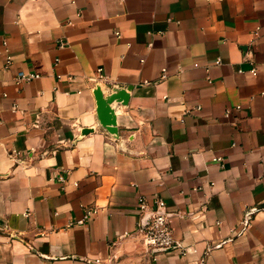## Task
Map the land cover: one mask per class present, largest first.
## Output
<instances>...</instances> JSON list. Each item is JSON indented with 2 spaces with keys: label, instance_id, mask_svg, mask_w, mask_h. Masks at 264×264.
Here are the masks:
<instances>
[{
  "label": "crops",
  "instance_id": "obj_1",
  "mask_svg": "<svg viewBox=\"0 0 264 264\" xmlns=\"http://www.w3.org/2000/svg\"><path fill=\"white\" fill-rule=\"evenodd\" d=\"M0 264H264V0H0Z\"/></svg>",
  "mask_w": 264,
  "mask_h": 264
},
{
  "label": "built area",
  "instance_id": "obj_2",
  "mask_svg": "<svg viewBox=\"0 0 264 264\" xmlns=\"http://www.w3.org/2000/svg\"><path fill=\"white\" fill-rule=\"evenodd\" d=\"M117 35L118 37H120V32H117ZM64 45L65 43L61 42L60 46L63 47ZM11 62L12 56L8 55L5 67L8 68ZM218 62H221V59H219ZM250 72L253 75H257L256 67H253ZM39 77L40 75L38 73L21 71L17 76V80L29 81ZM58 77L61 78V75H59ZM69 78L71 79V77ZM97 79L98 81L102 82L107 81V77L103 74L102 68L98 69ZM236 109H240V106L238 105ZM230 113L231 109H228L226 115L228 116L230 115ZM214 160L218 163H223L222 156H216L214 157ZM59 179L62 182L65 181V178L63 176H60ZM138 210L140 216L138 229L143 237V243L146 246L148 252L179 250L183 254L186 253L187 250L185 249V247H183L182 244L178 242L174 237L173 227L170 223L171 214L166 210V202L164 201V199L156 198L154 207H151L148 204L146 198L140 197ZM97 213L98 209L96 207L89 208L84 217L78 222L83 223L86 219L92 217Z\"/></svg>",
  "mask_w": 264,
  "mask_h": 264
},
{
  "label": "water",
  "instance_id": "obj_3",
  "mask_svg": "<svg viewBox=\"0 0 264 264\" xmlns=\"http://www.w3.org/2000/svg\"><path fill=\"white\" fill-rule=\"evenodd\" d=\"M133 90V86L127 88H121L115 86L112 92L105 96L101 85H98L94 91L95 98L97 100V117L101 127L105 128L109 133L118 135V116L116 114V108L112 107V104L117 101L126 105L129 102L130 91ZM93 128L85 127L82 129L81 134L86 135L93 132ZM159 252V251H156Z\"/></svg>",
  "mask_w": 264,
  "mask_h": 264
}]
</instances>
